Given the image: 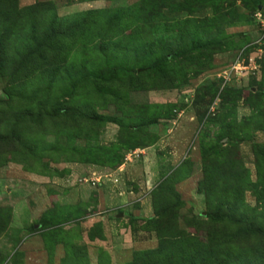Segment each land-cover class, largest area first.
<instances>
[{
  "label": "rangeland",
  "instance_id": "rangeland-1",
  "mask_svg": "<svg viewBox=\"0 0 264 264\" xmlns=\"http://www.w3.org/2000/svg\"><path fill=\"white\" fill-rule=\"evenodd\" d=\"M138 1L16 0V4L18 9L25 10L34 4L52 2L61 17L89 9L119 8ZM210 1V5L202 3L204 6L199 7L195 0H173V5L184 10L169 11L167 18L176 21L166 25L176 32L181 21L189 16L195 21L205 20L216 26L213 30L226 41L225 47L209 59L181 63V71L190 68L201 72L197 77H189L187 85L159 91L160 96L155 95L157 90L150 91L147 101L176 103L175 111L170 113L172 119L149 127L151 134L145 141L153 142L150 149L121 151L125 155L123 163L108 178L89 177L91 171L99 170L98 166L68 162L61 156L53 162L56 153L45 148L55 140L77 146L85 143L82 138H55L57 130L64 132L67 125L68 129L80 132L83 118L74 115L73 110L95 109L100 115H120L110 101L111 94L94 88L91 80L82 83V77L72 87L70 83L75 77L71 74V58L62 60L61 64L58 61L59 66L55 59L48 62L41 57L33 58L29 64L38 69L33 83L23 77L28 74L26 71L13 72L15 65L0 68V137L11 135L12 139L11 142L0 140V208L12 210L7 213V226L0 237V264H98L99 261L129 264L136 252L155 251L162 242L154 200L161 209L170 203L177 205L173 224L180 230L176 238L181 245L177 243L175 247L181 250L179 257H186L182 249L187 247L183 244L209 247L213 243L211 238L216 242L215 230L219 225L213 227L205 213L210 209L207 201L214 203L217 196L224 206L231 204L236 214L245 213L264 221V194L260 198L256 191L258 182L264 183V166L257 167L254 153L255 147H264V119L254 108L260 105L261 111L264 110V96L253 94L257 88L264 92V0H257L258 8L249 0ZM27 24L23 21L20 25ZM84 56L89 57L84 53L76 62L81 61L79 65L86 73L93 67L90 59H82ZM238 62L255 69L234 73L231 68ZM120 72L117 76L124 82L112 83L113 87L129 85V75ZM224 72L228 80L222 78ZM170 77L176 85L180 83L178 75ZM223 92L228 102L226 108L220 106ZM249 93L253 95L250 104ZM120 106L123 108V101ZM28 110L31 111L25 114ZM40 110L41 119H45L42 122L37 118ZM57 110L60 112L54 114ZM72 119H80L79 126ZM214 119H225L227 125L238 129L231 144L224 138L218 147L221 159L230 165V179H234V172L245 178V184L238 185L235 193L230 192L225 179L220 178L217 183L211 175L215 180L210 194V189L204 188L207 175L203 152L213 145L219 132L218 124L208 123ZM116 132L115 125H108L101 131L99 141L90 143L110 144ZM228 135L232 137L230 131H225V136ZM13 137L20 139L15 141ZM224 182L226 190L218 186ZM160 186L164 194L157 190ZM219 190L224 192L222 196ZM88 218L90 228L84 225ZM59 219L66 223L58 227ZM48 222L49 225L41 226ZM91 228L96 237L92 241L88 238ZM219 228L227 237L229 250L224 264H237V261L239 264L237 258L242 256L247 260L249 251L256 252V264L264 260V240L260 242L252 236L235 238L233 233L237 229L229 223ZM66 246H71L68 262L64 260ZM207 264H213L212 260H207Z\"/></svg>",
  "mask_w": 264,
  "mask_h": 264
},
{
  "label": "trees",
  "instance_id": "trees-1",
  "mask_svg": "<svg viewBox=\"0 0 264 264\" xmlns=\"http://www.w3.org/2000/svg\"><path fill=\"white\" fill-rule=\"evenodd\" d=\"M93 1L98 0H79L80 3ZM153 2L152 4L150 0H139L132 5L119 8L89 9L60 17L52 2L34 4L32 7L20 10L17 8L16 0H0V68L15 65L13 72L26 71L28 74L25 73L23 77H28L33 83L36 79L34 75L38 71V69H34V65L29 64L33 58L41 57L48 62L55 59L56 66H59L58 61L61 64L62 60L71 58V74H74L75 77V80L70 83L71 86L77 85L76 81L81 77L82 83L91 80V85L94 88L111 94L110 101L120 113V115L111 116L100 115L95 109L93 111L73 110L74 115L83 118L81 120L84 124L81 126L80 132L75 128L68 129L70 126L67 125L64 132L60 129L57 130L55 138L62 136L82 138L85 143L82 146H77L69 145L67 142L58 143L55 140L45 148V151L56 153L52 157L53 162L56 157L61 156L68 162L74 161L101 168L116 169L123 163V156H125L121 151L129 152L151 146L153 142L145 141L151 134L149 127L160 123V121L172 119L173 115L170 113L175 111V109L173 110L175 104H134L130 101V93L177 89L187 85L189 77H197L201 72L190 70V68L181 71V63L191 60L193 64L195 60L209 59L211 54L213 55L225 47L226 41H223L217 30H213L216 29V26L205 20L195 21L189 16L181 21L182 25L179 31L173 32L171 28L168 29L166 24L176 21L173 18H167L168 12H180L184 9L173 5V0H156V2L153 0ZM249 2L256 8L260 7L257 0H249ZM196 3L202 7L204 6L202 3L210 5L211 1L195 0ZM38 15L41 16L37 17ZM23 21L28 23L27 26L20 25ZM211 30L213 31L211 32ZM68 53H71V57L68 56ZM84 53L89 57L84 56L82 59H90L92 61L90 66L93 67L86 73L82 72L81 65H79L81 61L76 62L77 58L81 60V55ZM12 58L15 59V62L10 61ZM66 61L63 65L66 64ZM174 66L176 69L173 71ZM118 71H121L122 75H129L127 87H123L126 85H123L122 88L112 86V83L121 84L124 82V79L120 80L121 77L117 76L119 75ZM177 75L180 77L177 80L180 82L178 85L175 84L173 77H170ZM216 89L219 90V88ZM258 89L253 94L264 96V92L261 89L258 91ZM208 90L210 91L209 88ZM225 95L224 92L221 95V108H226L228 105ZM252 96L249 93V104ZM122 101L123 108L120 106ZM254 108L257 109L256 114L262 115L264 119V110L261 111L260 105H256ZM30 111H26L25 114ZM58 112L60 111L57 110L54 114H58ZM42 117L40 110L37 114L39 122L45 120L41 119ZM53 120L59 121V119ZM79 120L72 119L76 126H79ZM209 122L218 124L219 132L214 138L213 145L208 148V151L203 152L207 175L204 180V188L206 191L209 188L210 194L214 179L212 177L216 178L214 180L217 183L220 178H223L227 185L230 184V192L235 193L238 185L245 184V178L239 174L237 176V173L234 172V179H230V165L224 162L223 158L221 159L223 156L218 147L219 142L224 138H227V144H231L238 134V129L227 125L225 119L208 120ZM108 125L117 127L115 140L110 144L90 143L99 141L101 131ZM225 131H230L232 137L230 135L226 137ZM10 137L11 135H2L0 140L11 142ZM13 138L15 141L20 139L19 137ZM254 153L257 157V167L264 166V147H255ZM262 163L263 165H261ZM226 183L224 182L222 186L217 185L222 190H226ZM157 190L159 193L160 191L163 194L165 192L162 186ZM222 190H219L221 196L224 193ZM256 191L261 198V194H264V183L258 182ZM161 196L163 198V195ZM218 198L219 196L214 203H211L212 200L207 201L210 209L205 213V217L210 220L213 227L214 224L219 225V230L217 228L215 230L217 232L216 242H214V238H211L214 244L212 243L209 247H200L193 243L183 244V247H187L182 249V251H186L184 254L186 257H179L181 250H175L179 243L176 237H179L180 234L176 224H173L177 219V205L170 203L161 209V206L157 208L156 200H154L155 216L160 220L158 222L159 230L163 235L162 242L160 241L161 243L155 251L136 252L129 264H207V260L210 259L213 264L214 262L224 264V261L229 258V250L225 243L227 237L219 227L225 223L236 227L237 230L233 233L235 238L238 237L242 240V238L252 236L260 242L264 240V221H257L255 216L245 213L238 215L235 213L236 209L232 211L231 204L227 203L224 206L219 203ZM11 211V209L0 208V237L7 226V213ZM62 220L59 219L58 227L66 223ZM49 224L48 222L41 226ZM91 230L92 228L88 230V238L92 241L96 237L92 235ZM66 248L68 250L64 260L68 262L72 256L69 253L71 246H66ZM80 251L84 253V250L80 249ZM255 254V251H249L247 260L244 261L243 256L237 260H239V264H256ZM84 257H86L85 253ZM98 264H109V261L106 263L99 261ZM260 264H264V260Z\"/></svg>",
  "mask_w": 264,
  "mask_h": 264
},
{
  "label": "crops",
  "instance_id": "crops-1",
  "mask_svg": "<svg viewBox=\"0 0 264 264\" xmlns=\"http://www.w3.org/2000/svg\"><path fill=\"white\" fill-rule=\"evenodd\" d=\"M173 89H176V88H173ZM173 89H166V90H157L158 92L160 91H169V90H173ZM153 91V90H152ZM157 91H154V93H155V95H157V96H160V92L159 93H156ZM175 92V91H174ZM151 92L150 91H141V92H139V91H136V92H131L130 93V101L132 102V103H134V104H148V103H150V104H176L175 102L173 103V102H167V103H160V102H152V101H147V99L149 98L150 99V97H149V94H150ZM146 96V97H145ZM165 96H167L166 94H165ZM107 127V126H106ZM106 129V128H105ZM106 132V130L104 131V133ZM102 136V135H101ZM147 149H150V147H146V148H144L142 151H145V150H147ZM137 150V149H136ZM135 151V150H134ZM92 167H97V166H94V165H91ZM99 170H93V171H91L90 173V176L89 177H91V179H98V178H100V179H104V178H108L109 176H111V172H115L116 170L115 169H108V168H99V167H97ZM124 168V166L122 167V168H119L118 170H121V169H123ZM120 172V171H119ZM123 200V197L121 198V201ZM12 206L14 205V203H12L11 204ZM120 215H122V214H120ZM119 215V216H120ZM15 217V216H14ZM89 219L90 218H88L87 220H85L84 221V225L86 226V227H88V228H90L91 227V225H90V223H89ZM92 224V223H91ZM83 225V226H84ZM36 227V226H35Z\"/></svg>",
  "mask_w": 264,
  "mask_h": 264
},
{
  "label": "built area",
  "instance_id": "built-area-1",
  "mask_svg": "<svg viewBox=\"0 0 264 264\" xmlns=\"http://www.w3.org/2000/svg\"><path fill=\"white\" fill-rule=\"evenodd\" d=\"M248 69H255V67H250L249 65H244L242 63H236L232 68L231 70L234 72V73H241L242 71L244 70H248ZM220 76V75H219ZM227 76V77H226ZM224 80H228V75H226V72H224V75L222 77Z\"/></svg>",
  "mask_w": 264,
  "mask_h": 264
}]
</instances>
